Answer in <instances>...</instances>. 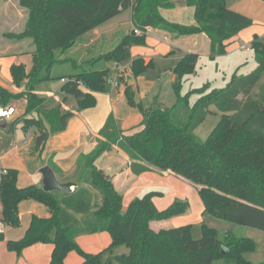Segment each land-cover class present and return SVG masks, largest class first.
<instances>
[{
  "label": "trees",
  "instance_id": "obj_1",
  "mask_svg": "<svg viewBox=\"0 0 264 264\" xmlns=\"http://www.w3.org/2000/svg\"><path fill=\"white\" fill-rule=\"evenodd\" d=\"M28 11L24 30L18 36L31 37L35 50L32 66L12 63L10 73L16 86L25 89L13 93L0 86V103L24 99L21 118L25 129L34 131V149L38 150L52 131L64 128L71 112L61 111L60 104L45 107L46 97L33 90L39 81L52 78L51 67L57 53L71 48L80 36L131 9L133 34L124 35L117 45L87 61L113 60L116 65L130 59V44L144 43L146 27H159L179 35L204 32L210 39V55L225 52L230 39L251 24V18L226 7L225 0H185L194 7L193 24H178L163 18L159 8L173 7V0H18ZM255 67L247 74L234 76L228 85L216 90L208 83L193 88L185 95L176 90V101L162 105L156 98L142 113V128L130 135L120 134L117 123L109 115L99 130L100 139L92 151L79 160L77 185L68 195L44 191L37 185L19 187L17 170L7 168L0 173V219L7 225H19V205L31 199L49 209L47 217L32 215L22 238L10 240L9 249L20 252L36 242H52L51 264H62L71 250L82 257L79 264H213L216 258L234 264H254L244 254L255 250L249 237L229 233L219 238L218 230L202 223L201 236L191 235L190 224L154 230L149 222L167 219L185 212L186 202L174 201L164 209L152 202L155 192L132 199L122 210V195L113 186L110 175L94 165L103 151L117 145L131 158L135 174L149 169L170 170L198 190L204 212L221 220H229L264 231V83L255 97L251 90L264 72V40L251 42ZM199 55L184 53L172 68L180 78L196 72ZM72 62L70 59L63 60ZM74 62V61H73ZM75 64V63H74ZM73 64V65H74ZM142 57L131 61V76L152 67ZM108 69H82L69 77L93 91H107ZM122 77H119V81ZM132 103L133 92L126 88ZM197 95L191 104L189 95ZM214 105L220 118L205 139L194 129ZM49 124V129L45 125ZM143 162L144 164H141ZM51 169L59 170L51 160ZM108 231L112 241L106 249L89 253L75 240L78 234ZM51 233L53 235L51 236ZM124 244L128 252L112 255L111 249ZM112 257H111V256Z\"/></svg>",
  "mask_w": 264,
  "mask_h": 264
},
{
  "label": "crops",
  "instance_id": "obj_2",
  "mask_svg": "<svg viewBox=\"0 0 264 264\" xmlns=\"http://www.w3.org/2000/svg\"><path fill=\"white\" fill-rule=\"evenodd\" d=\"M3 5L4 0H1L0 7ZM159 12L169 22L182 24L185 22L183 19L185 17L188 23H195L193 16L194 7L187 5L185 0H173V7H161L159 8ZM109 20L112 22L107 26L105 23ZM109 20L85 33L88 35L84 43L85 46H88L90 43L91 45L97 42L104 43L95 51L88 52L87 49L86 52L88 53H82L80 61L96 57L111 50L101 51V48L106 42L112 40L111 38L114 35H117V33L120 35L122 30L125 32L124 36L128 34V30L133 29L130 8ZM113 31L115 33L112 36ZM246 31L247 33H245ZM255 35H258V33L252 32L249 28L245 27L238 32V35L231 38L229 43L238 40L237 36H239V39L242 38L244 41L250 43L254 40ZM123 36L121 35V38ZM78 40L69 49V58L67 59L75 58L76 54L81 50L80 47L83 48L78 45ZM199 40L202 42L206 40L208 44L207 50L199 48L197 44ZM144 43L151 46V48H147L145 45L144 52L142 55H139L146 62L152 61V58L157 56H167L168 54L176 55L175 64L187 52L197 53L198 55L199 53L210 55V39L204 32L201 34L179 35L159 27H147ZM133 49L135 52H138L137 54H140L139 48L134 47L131 49V52ZM93 52L97 53V55H93ZM24 56L31 57L30 61H25ZM24 56L16 53L15 60L12 63H22L25 65L26 71H29L32 66V53L29 52ZM132 56H134L133 53ZM81 58L83 59L81 60ZM67 62L69 61H65L64 63ZM173 67L169 71L171 76L166 77L168 80L156 84L155 81H146L145 74L135 77L131 76L130 64H128L127 69L124 67V71H126H123L122 79L118 86L111 92L90 90L74 78H66L64 76L60 79L62 85L57 93L37 88L34 91L40 96L46 97V108L54 106L53 103L51 104L52 100V102L60 104L61 111L71 112L64 128L59 131L50 132L38 150L34 149L35 140H31L27 144H23L22 142L26 129L23 127L21 118L25 111L26 101L22 98L13 100L17 103L15 106L17 112L11 120L0 123L1 170H4L3 168L16 169L17 185L19 187L28 185L42 187L43 176L40 168L45 165L50 167L48 161L51 160L59 170L57 174L52 169L56 178L60 182H73V190L78 183L79 160L83 155L92 151L100 139H103L99 135V130L104 125L108 116L112 115L114 117L118 130L122 135H130L139 131L140 127L142 128L143 116L138 104L146 107L156 98L162 105L166 106L160 98L163 93V86L168 85V83L172 85L175 81L176 75L172 72ZM105 68H107L106 65L102 69ZM0 86L13 93L24 89V84L16 86L11 81L9 85L1 77ZM127 86L133 92L132 103L127 99ZM254 87L251 90L252 97H255L258 92L257 89L252 94ZM150 89H154L155 91L153 92L157 93L153 95L151 102L147 100V104H145L143 98H145L144 95ZM45 125L49 129V124L46 121ZM131 162L132 160L129 155L117 145H112L110 149L100 153L94 160V165L110 175L115 190L122 195V201L125 204L122 210H125L128 203L135 197H141L148 192H155L152 196V202L157 209H164L173 201L186 202L187 208L180 215L150 221L149 225L151 227L153 224L151 228L154 230L185 224L186 222H190L193 216L197 220L201 212L204 213V205L198 194V190L189 180L170 170H158L151 165H148V170L135 174L131 169ZM140 163L144 164L143 162ZM33 214L47 217L50 211L41 203L31 199L20 203L19 225L11 226L6 224L5 233L0 236V264H51L52 242H36L24 247L18 253L7 246L8 241L22 238ZM52 235L53 233H51ZM75 240L83 251L89 253L99 252L104 246L108 247L111 243L108 231L78 234ZM81 261V255L75 250H71L63 259L62 264H79Z\"/></svg>",
  "mask_w": 264,
  "mask_h": 264
},
{
  "label": "rangeland",
  "instance_id": "obj_3",
  "mask_svg": "<svg viewBox=\"0 0 264 264\" xmlns=\"http://www.w3.org/2000/svg\"><path fill=\"white\" fill-rule=\"evenodd\" d=\"M1 1V0H0ZM226 7L236 10L244 15H247L251 18V24L247 26L250 31L257 32L258 35H255L258 40H264V0H225ZM28 11L26 8H23L18 0H4V5L0 7V77L4 82H7L9 85L11 84V73L10 66L12 62H14V58L16 57V53L19 55H26L27 53H33L35 50V45L33 44L31 37H23L18 36L24 30V27L28 18ZM184 24H190L187 21V18L183 17ZM112 22L109 20L107 26ZM182 23V24H183ZM165 30V29H164ZM145 31V30H144ZM120 35H114V31L112 32L113 38H111L112 42L108 41L102 46L101 51H107L109 49H113L117 43L121 40V35L125 33L124 30L121 31ZM133 29L128 30V34H133ZM135 32V31H134ZM171 32V31H170ZM199 32L198 34H201ZM247 33V31L245 32ZM145 34V33H144ZM238 35V34H237ZM86 34L82 35L78 40V45L80 47V52L76 54L75 58H71L72 62L64 63L69 58V49L63 51L61 54L57 53L56 62L53 63L51 67V75L52 78L50 80L39 81L35 85L34 90L37 88L44 91H51L57 93L59 88L62 85L61 77H69L70 74H75L82 69H102L103 66L106 65L109 77L114 79L117 74V69L119 67H127L130 64L131 60L136 57H140L142 55L145 48L146 43H131L130 44V59L128 61H124L116 65L113 60H102L95 62L92 66L87 63V61L93 59L87 58L86 60L80 61V57L82 53H85L88 49V52L95 51L100 48V46L104 43L97 42L95 44L91 43L88 46H85V42L87 40ZM106 36V35H105ZM110 38V37H109ZM206 38V37H205ZM238 40L230 42L226 46V50L223 53L216 54L210 56L209 54L199 53V58L197 62L196 72L191 75L183 76L179 79V77L175 76V81L173 84H178V93L180 95H185L193 88H198L208 83L212 87H215L216 90H221L225 88L228 83L232 80L234 76L244 75L252 71L255 67L254 60V51L251 47V42H246L244 39H239V36L236 37ZM198 46L201 50H207L208 44L206 40L203 42L201 40L197 41ZM84 45V46H83ZM242 45V46H241ZM134 47L139 48L140 54L135 52L134 49L131 52V49ZM147 48H151L150 45H146ZM85 48V49H84ZM84 49V50H83ZM86 52V53H88ZM93 55H97V53L93 52ZM132 53L134 56H132ZM175 54H168L167 56H157L152 58L153 65L148 68L141 74H145L146 81H155L156 84H160L168 80L167 76H171L169 73L170 68L175 65L176 61ZM25 61H30L29 56H24ZM74 61V62H73ZM75 63V64H74ZM97 63V64H96ZM74 64V65H73ZM94 67V68H93ZM127 69V68H126ZM26 70V68H25ZM126 71V70H125ZM124 71V72H125ZM123 74V73H122ZM122 74L120 76H122ZM140 75V74H139ZM138 76V75H137ZM264 83V72L257 82V85L253 89L254 91L258 89L259 85ZM168 83V85L163 86V93L161 94V100L168 107H171L176 101V90L174 85ZM25 89V86H24ZM33 90V91H34ZM154 89L148 90L145 98H143V102L145 104L147 100L152 101L153 95L157 92ZM35 92V91H34ZM36 93V92H35ZM39 95V94H38ZM197 95L191 93L189 95V101L193 104L196 101ZM57 105V103L52 102L51 104ZM6 105L16 106V102L13 100H9L5 103ZM221 112L214 106L211 105L209 107V112L203 119V121L194 129V133L200 139H205L213 127L216 125L220 118ZM141 129V127H140ZM1 163H0V173H1ZM7 169V168H3ZM174 202V201H173ZM172 202V203H173ZM124 201H122V207H124ZM191 206V204H190ZM127 207V206H126ZM168 207V206H167ZM166 208V207H165ZM126 209V208H125ZM182 214V213H181ZM180 215V214H178ZM190 222H186L185 224H190L191 235L194 238H199L201 236V226L202 223H205L207 226L214 227L218 230L219 238H224L227 233L235 236V237H249L252 238L255 242V250L251 252H246L244 254L245 258L250 260L254 264H264V231L248 227L242 224H238L229 220H221L213 217L211 214L206 212H201L200 216L195 219V216L191 218ZM184 225V224H182ZM153 224L151 225V227ZM110 235V233H109ZM110 240L112 241L111 235ZM106 249L104 253V258L108 256V252L110 250L107 249V246H104L102 250ZM100 250L99 252H101ZM128 252V248L124 244H118L112 247L111 254H121ZM95 253H98L97 251ZM111 256V255H110ZM112 257V256H111ZM112 264H115L114 262ZM213 264H234L233 262H226L222 258H216L213 260Z\"/></svg>",
  "mask_w": 264,
  "mask_h": 264
},
{
  "label": "built area",
  "instance_id": "obj_4",
  "mask_svg": "<svg viewBox=\"0 0 264 264\" xmlns=\"http://www.w3.org/2000/svg\"><path fill=\"white\" fill-rule=\"evenodd\" d=\"M147 27L145 28V31L135 29V33L142 35L146 32ZM124 67H119L117 69V76L112 79L108 76L107 78V91L111 92L113 89H115L119 84V77L123 73ZM17 112V109L15 106L12 105H6L0 103V123L9 121L13 118L15 113ZM34 139V131L32 128H28L25 130L24 139L22 140L23 144L29 143L31 140ZM6 223L0 219V236L5 233Z\"/></svg>",
  "mask_w": 264,
  "mask_h": 264
},
{
  "label": "water",
  "instance_id": "obj_5",
  "mask_svg": "<svg viewBox=\"0 0 264 264\" xmlns=\"http://www.w3.org/2000/svg\"><path fill=\"white\" fill-rule=\"evenodd\" d=\"M40 172L43 176L42 179V189L44 191H58L62 193L63 195H68L72 192V187L74 185L73 182H60L56 176L53 170L45 165L40 168Z\"/></svg>",
  "mask_w": 264,
  "mask_h": 264
}]
</instances>
